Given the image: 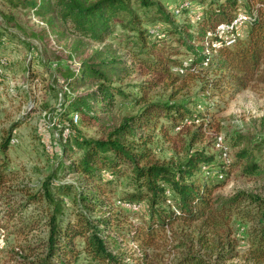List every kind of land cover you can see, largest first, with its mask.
<instances>
[{
    "label": "trees",
    "instance_id": "1",
    "mask_svg": "<svg viewBox=\"0 0 264 264\" xmlns=\"http://www.w3.org/2000/svg\"><path fill=\"white\" fill-rule=\"evenodd\" d=\"M16 1L9 0L15 6ZM24 1L20 4L32 9L38 18L55 14L73 32L98 46H105L116 24L124 25V18H129L128 32L132 34L124 43L122 55L103 58L101 48L65 78V87L72 92L65 111L69 121L73 124L76 118L81 125L98 131L95 138H74L71 147L69 141L62 146L60 177H74L71 184L53 187L49 177L42 183L41 195H29L21 203L5 188L9 181L6 151L12 128L0 144L3 218L13 220L32 201L46 200L52 207L43 225L45 238L36 247L40 252H31L27 264H224L236 256L231 241L227 239L223 245L222 240L217 243L201 237L193 243L175 235L174 227L177 223L192 226L200 222L218 228L232 216L248 225L250 256L257 262L264 261V197L244 191L227 197L214 195L222 182L218 178L237 167L247 175L263 172L252 161L249 148L236 151L229 165L214 163L213 156L197 150L178 164L160 161L153 152L157 133L167 139L175 127L190 132L197 115L181 104L150 97L152 90L177 88L178 82L194 79L200 72L212 74L205 79L204 87L211 96L233 95L250 82L264 83V68H260L264 64V0H254V6L246 5L247 9L238 0H171L177 1L173 8L160 0ZM133 4L153 15L144 20L132 9ZM237 11L251 15L244 36L232 46L206 51L207 33H213L218 23ZM177 17L184 21L177 23ZM154 21L169 26L164 34H152L142 25ZM182 55L187 57L186 62L180 59ZM179 70L182 73L178 74ZM129 77L136 83L131 85V93H125L120 83ZM80 84L90 88L73 95ZM66 94L63 91V96ZM126 101L133 105V112L116 117L114 109ZM207 127L213 128L201 123L190 134L192 144L203 141ZM214 164L216 173L211 172ZM105 171L114 178L129 173L130 191L121 201L145 207L147 218L141 223H129L128 217L114 209L110 202L113 181L102 179ZM71 189L75 207L72 214H67L61 198ZM37 227L36 223L29 224V232ZM79 239L80 248L76 243ZM161 250L167 255L166 263L160 260Z\"/></svg>",
    "mask_w": 264,
    "mask_h": 264
},
{
    "label": "rangeland",
    "instance_id": "2",
    "mask_svg": "<svg viewBox=\"0 0 264 264\" xmlns=\"http://www.w3.org/2000/svg\"><path fill=\"white\" fill-rule=\"evenodd\" d=\"M160 1L169 8L176 6L177 2ZM238 1L245 9L246 5L254 6V0ZM24 2L18 0L15 6L13 3L16 4V0L13 3L0 0V144L12 128L6 151L9 181L5 188L7 193L21 203L29 195H41L42 183L49 177H52L53 187L71 184L74 177H60L62 146L69 141L71 147L74 138L98 136L95 128L81 125L76 118L73 124L69 121L70 115L65 111L72 99V92L65 87L66 76L71 72L76 73L80 62L89 59L94 51L101 48L103 58H110L108 54L122 55L125 51L124 43L132 35L128 32L130 24H127V17L123 19V26L116 24L115 32L105 46H98L73 32L55 14L38 18L32 9L20 4ZM137 7L136 4L132 5V9L144 20L153 15L152 11L145 13L143 8L141 10ZM195 9L192 10V18L196 16ZM175 21L181 23L184 18L177 17ZM142 25L155 35L164 34L163 31L169 27L161 21ZM180 59L185 61L187 57L182 55ZM260 68L263 69L264 64ZM180 73L182 72L178 71ZM209 77H212L211 73L205 75L200 72L194 79L185 78L178 82L176 87L179 89L161 86L152 90V100L178 103L197 115L190 132L180 131L179 127H175L168 132L167 139L157 133L153 144L154 156L160 161L178 164L189 153L197 150L213 156L214 163L229 165L233 161V154L241 147H247L252 161L263 172L259 175H247L237 167L218 178L222 182L214 190V195L227 197L237 191H244L264 197V83L250 82L246 88L233 95L220 97L211 96L204 91L205 81ZM135 83L136 80L129 77L120 84L125 93H131V85ZM89 88L90 85L80 84L73 95ZM63 91L67 93L65 96ZM133 109V105L126 101L117 105L113 114L119 118L133 112ZM201 123L213 128L207 127L203 141L192 144L190 134ZM235 142L239 145L236 146ZM211 168V172L216 173V165ZM128 175L129 173L126 174ZM126 176L114 178L105 171L102 179L113 181L114 192L110 196V202L115 205L114 209L128 217L129 223L138 224L147 215L143 205L135 207L121 201L130 191ZM73 191L71 189L61 198L63 211L67 214H72L75 207L72 202ZM51 209L46 200L32 201L10 221L3 218L5 203L0 198V264H27L31 259V252H40L36 247L45 238L43 225ZM32 223H36L38 227L29 232V224ZM175 225V235L192 240L193 243H197L201 237L217 243L222 240L223 245L225 240L231 241L236 256L224 264H264V261L257 262L250 256L248 225L234 216L221 227L212 229L200 222L192 226L179 223ZM76 243L79 248L82 246L80 239ZM130 247L134 249L135 245ZM161 251L163 255L160 260L166 263L167 255H164V250Z\"/></svg>",
    "mask_w": 264,
    "mask_h": 264
},
{
    "label": "built area",
    "instance_id": "3",
    "mask_svg": "<svg viewBox=\"0 0 264 264\" xmlns=\"http://www.w3.org/2000/svg\"><path fill=\"white\" fill-rule=\"evenodd\" d=\"M251 21V15L243 11H237L229 19L218 23L213 33H207L210 38L206 42L207 50L222 46H232L238 39L244 36V29ZM182 72V70H179Z\"/></svg>",
    "mask_w": 264,
    "mask_h": 264
}]
</instances>
